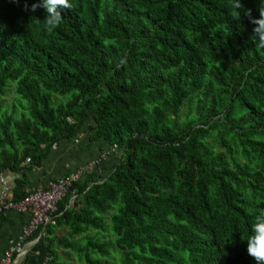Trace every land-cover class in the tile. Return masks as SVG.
<instances>
[{
    "label": "trees",
    "instance_id": "trees-1",
    "mask_svg": "<svg viewBox=\"0 0 264 264\" xmlns=\"http://www.w3.org/2000/svg\"><path fill=\"white\" fill-rule=\"evenodd\" d=\"M240 2L236 19L231 0H69L49 32L44 8L0 0L13 201L86 126L117 157L73 185L42 264H257L245 239L264 213V48L246 12L259 18L261 0Z\"/></svg>",
    "mask_w": 264,
    "mask_h": 264
},
{
    "label": "crops",
    "instance_id": "crops-1",
    "mask_svg": "<svg viewBox=\"0 0 264 264\" xmlns=\"http://www.w3.org/2000/svg\"><path fill=\"white\" fill-rule=\"evenodd\" d=\"M88 127L73 139L63 140L57 145L50 157L44 161L42 168L28 172L32 190L48 188L50 184L65 176L70 175L79 168L91 164L93 161L105 156L103 163L106 175L112 172L116 163V156L110 153V146L106 142L91 143ZM107 155V156H106ZM7 179L12 187L17 176L14 174L1 175ZM29 216L17 212L6 215L0 228V260L5 256L9 248L18 243L24 229L28 225ZM35 234L24 241L25 255L16 256L15 264H42L46 259V247H43Z\"/></svg>",
    "mask_w": 264,
    "mask_h": 264
},
{
    "label": "built area",
    "instance_id": "built-area-1",
    "mask_svg": "<svg viewBox=\"0 0 264 264\" xmlns=\"http://www.w3.org/2000/svg\"><path fill=\"white\" fill-rule=\"evenodd\" d=\"M104 157L52 182L48 188H37L30 197L19 203L13 201L11 183L5 178L0 179V218L10 212H17L30 218L18 243L9 248L0 264H15L17 255L18 257L25 255L24 241L32 237L36 231L40 230L38 240L46 237L47 227L54 223L59 205L69 195L73 185L98 169Z\"/></svg>",
    "mask_w": 264,
    "mask_h": 264
},
{
    "label": "clouds",
    "instance_id": "clouds-1",
    "mask_svg": "<svg viewBox=\"0 0 264 264\" xmlns=\"http://www.w3.org/2000/svg\"><path fill=\"white\" fill-rule=\"evenodd\" d=\"M17 4L20 0H12ZM71 9L72 4L69 0H37L32 3L31 7L27 0H24L23 10L26 12H36L39 8L46 10V17L43 20L44 26L47 31L52 32L57 28L62 20L61 12L57 8ZM231 15L240 19L239 9L243 8L240 0H231ZM246 15L249 17L250 22L255 26L252 30L251 40L256 44L257 48H264V0H261L259 6V18L252 17L251 10H247ZM252 235L247 239V253L255 259L257 264H264V213L257 215L255 222L252 225Z\"/></svg>",
    "mask_w": 264,
    "mask_h": 264
},
{
    "label": "rangeland",
    "instance_id": "rangeland-1",
    "mask_svg": "<svg viewBox=\"0 0 264 264\" xmlns=\"http://www.w3.org/2000/svg\"><path fill=\"white\" fill-rule=\"evenodd\" d=\"M14 100H15V96H14V93L12 92L10 97H9V99H8V101H7L8 102L7 105L11 106V104L14 102Z\"/></svg>",
    "mask_w": 264,
    "mask_h": 264
},
{
    "label": "bare ground",
    "instance_id": "bare-ground-1",
    "mask_svg": "<svg viewBox=\"0 0 264 264\" xmlns=\"http://www.w3.org/2000/svg\"><path fill=\"white\" fill-rule=\"evenodd\" d=\"M40 240V239H39Z\"/></svg>",
    "mask_w": 264,
    "mask_h": 264
}]
</instances>
